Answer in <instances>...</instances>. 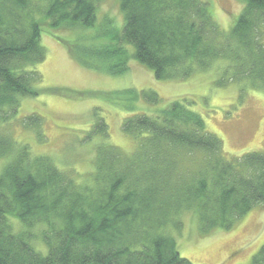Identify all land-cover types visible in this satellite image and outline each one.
I'll list each match as a JSON object with an SVG mask.
<instances>
[{
  "label": "trees",
  "instance_id": "obj_1",
  "mask_svg": "<svg viewBox=\"0 0 264 264\" xmlns=\"http://www.w3.org/2000/svg\"><path fill=\"white\" fill-rule=\"evenodd\" d=\"M98 1L0 0V160H8L0 174V264H190L172 235L183 211L196 213L208 232L230 230L264 205V154L228 159L189 97L152 115L125 117L122 131L136 141L130 154L106 142L107 125L96 115L88 137L104 141L84 184L49 157L32 156L4 130L21 98L53 92L39 87L35 68L45 59L43 30L93 26ZM242 1L225 34L201 0H119L124 22L112 44H72L69 52L113 76L126 73L134 58L156 80H182L223 61L216 85L264 90V0ZM103 95L127 110L139 101L160 102L149 89ZM40 121L31 114L21 124L28 129ZM16 222L21 231L13 230ZM37 228L45 254L33 247ZM249 264H264V244Z\"/></svg>",
  "mask_w": 264,
  "mask_h": 264
},
{
  "label": "rangeland",
  "instance_id": "obj_2",
  "mask_svg": "<svg viewBox=\"0 0 264 264\" xmlns=\"http://www.w3.org/2000/svg\"><path fill=\"white\" fill-rule=\"evenodd\" d=\"M219 28L229 34L243 7L242 0H201ZM124 19L119 0H99L96 20L91 27L76 26L41 33L40 44L45 59L36 65L42 79L40 88L53 90L37 97L20 99L16 116L4 130L18 146L25 145L32 156L49 157L63 171H71L78 183L84 184L94 171L96 147L102 136L88 137L96 115L107 125L106 142L130 154L136 148L133 137L122 131L125 117L134 114L152 115L176 99L189 97L191 109L205 122L206 130L222 141L224 155L237 159L244 154H264V90L242 88L241 84L216 85L222 75L223 61L207 71H195L182 80H156L153 72L134 58L129 70L113 76L88 67L69 52L70 45L100 47L112 44L111 35L120 33ZM68 43V45H66ZM131 50V47H127ZM134 89L152 90L159 96L157 106L143 101L134 110L111 105L103 94ZM55 90V91H54ZM31 114L41 121L39 126L22 127V120ZM7 159L0 160V174ZM182 227L172 231L180 257L190 264H249L264 241V205L253 208L230 230H201L196 213L183 211ZM15 232L23 226L13 223ZM41 228L34 229L33 247L46 253L40 239Z\"/></svg>",
  "mask_w": 264,
  "mask_h": 264
},
{
  "label": "crops",
  "instance_id": "obj_3",
  "mask_svg": "<svg viewBox=\"0 0 264 264\" xmlns=\"http://www.w3.org/2000/svg\"><path fill=\"white\" fill-rule=\"evenodd\" d=\"M261 241H264V240H262V238H261V240L257 243V245H258Z\"/></svg>",
  "mask_w": 264,
  "mask_h": 264
}]
</instances>
